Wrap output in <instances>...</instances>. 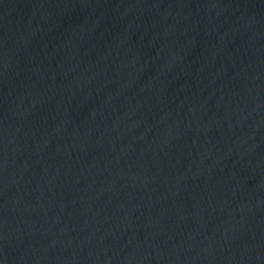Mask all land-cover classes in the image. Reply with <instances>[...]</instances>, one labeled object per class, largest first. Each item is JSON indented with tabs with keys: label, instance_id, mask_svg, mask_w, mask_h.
<instances>
[{
	"label": "water",
	"instance_id": "obj_1",
	"mask_svg": "<svg viewBox=\"0 0 264 264\" xmlns=\"http://www.w3.org/2000/svg\"><path fill=\"white\" fill-rule=\"evenodd\" d=\"M0 264H264V0H0Z\"/></svg>",
	"mask_w": 264,
	"mask_h": 264
}]
</instances>
